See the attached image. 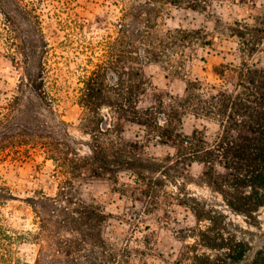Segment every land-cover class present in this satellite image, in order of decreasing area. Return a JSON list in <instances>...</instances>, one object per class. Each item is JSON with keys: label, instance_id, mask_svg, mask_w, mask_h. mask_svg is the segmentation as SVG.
Returning <instances> with one entry per match:
<instances>
[{"label": "rangeland", "instance_id": "obj_1", "mask_svg": "<svg viewBox=\"0 0 264 264\" xmlns=\"http://www.w3.org/2000/svg\"><path fill=\"white\" fill-rule=\"evenodd\" d=\"M123 3L0 0V116L11 110V95L22 76L19 48L31 38L42 39L47 45L44 77L54 98L53 107L72 136L87 139L80 131L83 109L76 103L78 79L104 59V40L114 35L113 23ZM235 21L252 27L254 34L246 37L252 41L249 47L244 44L246 38L233 32ZM263 22L264 0H210L205 10L166 3L157 18V32L176 27L199 29L206 32L203 38L209 42L186 45L171 53V63L178 71L163 61L144 63L146 86L137 107L161 110L156 119L163 124L167 104L184 97L186 85L192 81L199 95L191 102L196 106L178 109L173 120L172 131L182 141L161 142L149 135L144 125L124 121L120 141L134 167H145L141 179L131 169L108 178L83 168L69 177L34 149L4 157L0 178L14 198L0 204V229L10 236L7 246L13 257L21 264H33L40 250L49 249L43 236L36 238L37 218L28 199L40 193L56 195L67 177L74 195L102 210L98 230L103 239L116 247L126 246L122 253H127L133 264H168L186 244L196 245L198 253H224V248L210 250L197 245L200 229L211 224L221 228L228 242L233 237L244 242L246 250L237 264H264V200L248 214L237 209L241 207L238 191H251L250 179L256 174L249 172L253 162L244 155L245 145L260 147L264 142L260 134L249 130L256 126L255 121L238 117L224 106V93L237 94L242 89L239 82L245 67L261 75L257 78L258 94H254L257 97H253L261 100ZM254 101L250 105L258 106ZM209 102L216 108H205ZM167 131L166 127L163 132ZM231 140L235 144L227 145ZM80 147L81 153L85 152L86 147ZM254 163L263 173L260 160ZM81 247V254L93 253L87 245Z\"/></svg>", "mask_w": 264, "mask_h": 264}, {"label": "trees", "instance_id": "obj_2", "mask_svg": "<svg viewBox=\"0 0 264 264\" xmlns=\"http://www.w3.org/2000/svg\"><path fill=\"white\" fill-rule=\"evenodd\" d=\"M166 3L205 10L210 0H124L119 8L120 14L113 23L114 35L104 40V59L78 79L80 85L76 103L83 109L80 131L87 136L85 140L69 133L67 123L53 107L54 98L47 90L44 77L47 45L42 39H37V42L31 38L28 44L21 46L22 76L16 92L11 95V110L0 116V161L10 153H28L34 149L51 159L57 170L69 177L77 175L83 168L93 175L107 174L108 178L119 170L131 169L141 179L145 167L141 164L134 167L132 156L120 141L124 121L144 125L148 134L160 138L161 142L163 139L181 142L179 134L172 131L173 120L178 109L196 106L191 102L199 95L194 91L192 81L186 85L184 97L167 104L168 113L163 124L156 119V114L161 110H139L137 107L146 86L141 67L144 63L163 61L178 71L171 63V53L186 45L209 42L203 38L206 32L199 29L176 27L157 32V18ZM25 11L37 18L30 9ZM234 23L237 27L233 32L241 38L254 34L252 27L246 23ZM250 37L244 41L248 47V43H252ZM258 73L253 68L245 67L239 82L242 89L237 94L224 93V106L238 117L248 116L255 121L256 126L249 130L260 134L264 142V93H261L260 101L253 100V97H257L254 94H258L257 78L261 76ZM253 101L258 106H251ZM205 108L210 110L216 105L209 102ZM231 117L229 114L228 118ZM166 127L169 131L164 133ZM225 131H228V127ZM226 144L233 145L235 142L231 140ZM82 145L86 147L83 153ZM249 147L245 145L244 155L253 162L249 172L256 174L254 179H250L251 191H238L241 207L237 209L245 214L255 210L264 200V192L259 191L264 188V143L260 147L252 145L251 150ZM258 160L263 173L254 163ZM62 183L54 196L40 193L28 199L37 218L36 238L43 236L49 248L40 250L33 264H133L128 254L122 253L126 251V246L116 247L101 236L98 230L103 216L100 207L74 195L69 178L66 177ZM12 198L11 189L0 178V204ZM199 232L197 245L210 250L224 248V253H198L196 245L186 244L168 264H237L241 260L246 250L243 241L233 237L228 242L221 228L213 224ZM9 239L10 236L0 229V264H21L7 246ZM218 239L221 240L220 244ZM84 245L93 253L81 254V246Z\"/></svg>", "mask_w": 264, "mask_h": 264}]
</instances>
